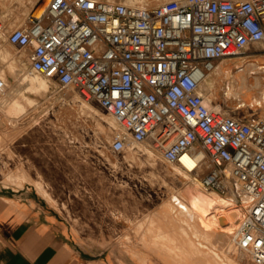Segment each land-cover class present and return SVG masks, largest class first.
<instances>
[{
	"label": "built area",
	"instance_id": "1",
	"mask_svg": "<svg viewBox=\"0 0 264 264\" xmlns=\"http://www.w3.org/2000/svg\"><path fill=\"white\" fill-rule=\"evenodd\" d=\"M8 27L31 72L113 115V151L151 141L202 189L231 198V244L264 264V100L259 114L231 112L209 106L202 89L220 61L264 40V0H48L14 27L0 17V35ZM7 88L0 73V93Z\"/></svg>",
	"mask_w": 264,
	"mask_h": 264
},
{
	"label": "rangeland",
	"instance_id": "2",
	"mask_svg": "<svg viewBox=\"0 0 264 264\" xmlns=\"http://www.w3.org/2000/svg\"><path fill=\"white\" fill-rule=\"evenodd\" d=\"M136 1L154 5L165 0ZM40 4L41 0H0V17L10 19L14 27L35 13ZM11 29L0 35V73L8 81L7 90L0 93V193L33 187L72 219L81 234L91 236L95 247L110 251L121 263L134 264V250L139 251L137 257L149 262L161 247L166 258L180 262L187 257L190 264L197 259L207 264L206 248L200 247L201 243L214 247L213 253L218 255L215 261L230 264V257L240 260L230 235L225 234V241L219 237L222 229L232 231L234 226L222 227L215 222L214 229L204 232L200 215L173 213L169 203L178 189L189 195L193 206L208 210L225 197L202 189L198 182L191 183L192 190L184 186L185 177L174 173V165L163 159L151 141L140 145L152 149V154L138 150L139 144L123 152L113 151L111 142L118 124L112 114L55 78L40 74L25 77L23 72L30 71L27 52L8 43ZM223 61L230 63L221 64L220 69L234 73L239 64L264 65L251 51ZM254 73L264 77V69ZM215 76L207 78L214 81L211 93L207 82L204 84L208 100L224 102L234 112H255L248 103L227 98L223 86L227 77ZM146 242L158 248L146 247ZM245 264L252 263L246 260Z\"/></svg>",
	"mask_w": 264,
	"mask_h": 264
},
{
	"label": "crops",
	"instance_id": "3",
	"mask_svg": "<svg viewBox=\"0 0 264 264\" xmlns=\"http://www.w3.org/2000/svg\"><path fill=\"white\" fill-rule=\"evenodd\" d=\"M247 51L264 62V40L250 45ZM228 63L220 61L212 75L220 76V65ZM90 238L33 187L0 193V264H126L118 262L110 251L95 247ZM144 245L158 248L147 242ZM159 249L161 252L152 253L149 262L137 257L139 251L134 250V264H190L187 257L180 262L166 258L163 248ZM195 264L205 263L197 259Z\"/></svg>",
	"mask_w": 264,
	"mask_h": 264
},
{
	"label": "bare ground",
	"instance_id": "4",
	"mask_svg": "<svg viewBox=\"0 0 264 264\" xmlns=\"http://www.w3.org/2000/svg\"><path fill=\"white\" fill-rule=\"evenodd\" d=\"M126 1H128L130 3H135L136 0H126ZM139 2H141V1H139ZM47 4H48V0H41V4L38 6V8L34 14H39L42 11H44ZM240 66H242V69H239L237 71V73H234L232 71V69L231 70H227L225 68L219 69V73L225 74V77H227L226 80H228L230 82L229 88L228 89L224 88V94L227 98H231V99H235V100L238 99L240 102H243L244 105L248 103L251 109L255 108V112L251 113V114H253V115L259 114L260 111L258 110L257 104H258V102L264 100V77L260 73L255 74L254 72L256 70H263L264 65L257 64L255 62H250L247 64H241V65L239 64L238 67H240ZM27 69L23 72L25 77L30 78V76H35V77L39 76V74L33 73ZM209 75H211V74H209ZM209 75L207 76V78L209 77ZM207 78L204 80V82L202 84V89L204 91V84H205V82H207L206 84H207L208 92L211 93L212 87L214 86V81H212L210 79L207 80ZM20 80H22V79H20ZM5 100H6V98H5ZM206 101H207L209 106H219V104H217L213 99L208 100L206 97ZM230 111L234 112L232 109ZM106 118L108 121L113 122V119H111L110 116L106 115ZM114 120H115V118H114ZM115 122H116V120H115ZM138 150H145V151H148L150 154L153 153L152 149H150L149 147H146V146H142L140 144L138 146ZM173 168H174V173L182 174V176L185 177L184 178L185 179L184 180V182H185L184 186L188 187V189L190 188V190H192L190 187L191 183H194V184L196 183V185L199 183V180L197 178H195V176L185 172L181 166L175 164ZM193 178L196 179L197 181L194 180ZM199 185H200V183H199ZM178 190H175L172 193V195L170 196L171 198L169 200V203L173 206L172 207L173 213L178 211L179 213L182 212V214L189 215L190 213L193 212V216L200 215V217H201L200 218V227L204 230V232H208V231L214 229L215 222L222 227L235 226L236 219L239 216V211L236 208H233L232 210L227 209V206L229 204H231V198L215 192L217 195L225 197V198L221 201H217L214 204V207L211 210H208L206 207L193 206L191 203V199H190L189 195L184 196ZM223 230L224 229H222V232L219 234V237L224 240L225 234H227V233L229 234V232H231V231H223ZM197 231H199V229H197ZM200 247L206 248L204 250V253H205V258H206L207 264H224V263H221L219 261H215V258L217 259V257H215V255L216 256H218V255L215 252L213 253L214 247L211 248L209 245H206L204 243H201ZM201 252H203V250H201ZM190 257H192V256H190ZM246 260H247L246 257L242 253H240V260H236L232 257L229 258L230 264H245Z\"/></svg>",
	"mask_w": 264,
	"mask_h": 264
}]
</instances>
